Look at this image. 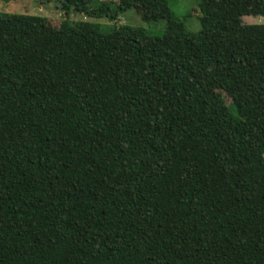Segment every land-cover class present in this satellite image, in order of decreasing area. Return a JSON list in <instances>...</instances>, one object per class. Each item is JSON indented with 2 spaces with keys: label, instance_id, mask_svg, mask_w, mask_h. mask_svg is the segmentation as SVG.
<instances>
[{
  "label": "trees",
  "instance_id": "1",
  "mask_svg": "<svg viewBox=\"0 0 264 264\" xmlns=\"http://www.w3.org/2000/svg\"><path fill=\"white\" fill-rule=\"evenodd\" d=\"M56 2L0 12V264H264V0Z\"/></svg>",
  "mask_w": 264,
  "mask_h": 264
},
{
  "label": "rangeland",
  "instance_id": "2",
  "mask_svg": "<svg viewBox=\"0 0 264 264\" xmlns=\"http://www.w3.org/2000/svg\"><path fill=\"white\" fill-rule=\"evenodd\" d=\"M197 0H168L170 10L183 20L184 26L190 31L199 28L197 14L194 9ZM0 12L25 13L44 16L48 23L57 26L63 18L56 0H0ZM71 19L91 21L98 23L104 28L107 21L104 18H90L83 13H72ZM241 22L247 24H264V15H241ZM117 22L130 26H140L145 28L150 35H160L162 32V22H147L143 7H130L117 15Z\"/></svg>",
  "mask_w": 264,
  "mask_h": 264
}]
</instances>
